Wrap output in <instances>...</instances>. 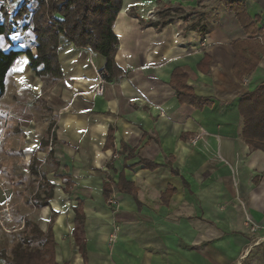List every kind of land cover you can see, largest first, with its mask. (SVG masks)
Returning a JSON list of instances; mask_svg holds the SVG:
<instances>
[{
	"label": "crops",
	"instance_id": "crops-1",
	"mask_svg": "<svg viewBox=\"0 0 264 264\" xmlns=\"http://www.w3.org/2000/svg\"><path fill=\"white\" fill-rule=\"evenodd\" d=\"M230 1L122 0L113 26L119 73L104 96L95 87L106 59L63 37L61 79L37 77L25 53L15 61L0 100V146L23 153L41 227L25 218L22 230L29 219L51 231L57 264H264V153L244 141L239 112L264 83V0H243L253 36ZM15 33L1 49H15ZM239 41L260 59L243 81ZM27 50L36 54L35 41L19 51ZM181 75L200 104L179 101ZM110 181L116 210L106 202Z\"/></svg>",
	"mask_w": 264,
	"mask_h": 264
},
{
	"label": "trees",
	"instance_id": "trees-1",
	"mask_svg": "<svg viewBox=\"0 0 264 264\" xmlns=\"http://www.w3.org/2000/svg\"><path fill=\"white\" fill-rule=\"evenodd\" d=\"M26 1V0H25ZM23 4L16 14L0 23V39L8 38L13 34L21 21L30 16V24L24 25V30H29L33 36L36 47L34 55L30 50L22 52L15 49L4 51L0 48V100L6 91V79L18 57L25 53L29 59L30 67L39 78L58 80L62 72L58 63L57 51L59 40L63 37L67 43H72L78 48L90 49L92 52L106 59V70L110 79L118 75L119 70L115 64V54L118 39L113 33V26L122 8V0H59L57 3L46 4L39 2L35 10ZM229 8L236 14L243 29L250 36L256 34V29L248 17L243 0H231ZM57 13L62 21L49 22L48 16ZM250 44L239 41L234 44L237 51L236 77L243 81L258 65L260 59L258 52L250 48L252 57L244 55V49ZM264 54V47L259 49ZM185 75L180 76L176 84L177 97L181 103L198 105L202 99L195 96L190 88L184 84ZM239 112L244 120L242 137L246 144L254 151L264 153V83L254 91L246 93L239 104ZM52 126L50 128L51 132ZM56 142L55 136L52 137ZM120 193V186H115ZM115 193L112 181L105 188L106 202ZM51 194L44 201H39L40 206L48 205ZM83 214L77 210V223L83 221ZM37 247L34 248L33 245ZM2 264H57L55 262V242L51 231L42 232L39 226L29 219L25 220L24 234L21 243H18L11 255L7 251H0Z\"/></svg>",
	"mask_w": 264,
	"mask_h": 264
},
{
	"label": "rangeland",
	"instance_id": "rangeland-1",
	"mask_svg": "<svg viewBox=\"0 0 264 264\" xmlns=\"http://www.w3.org/2000/svg\"><path fill=\"white\" fill-rule=\"evenodd\" d=\"M37 4L39 2H33L29 4V8L35 10ZM155 4H160V2L156 1ZM4 8V4L0 3V22L6 19L5 14L7 13ZM160 8V5L157 6L156 9L150 11V15L154 16ZM7 16L12 18L8 14ZM30 19V16H28L21 21L18 25L17 33L14 36L12 35L11 40L14 42L15 49L22 50L33 47V34L23 28L24 25L30 24ZM2 46L9 48L5 40L2 41ZM11 132L13 133L14 131L12 130ZM7 139H11L12 142L14 137ZM10 144L7 143L6 146H0V149H2V152H0V163L3 165L2 174H0V251L5 250L9 255H11L12 249L22 242L24 234L22 229L25 218H30L41 227L39 220L41 210H35L30 200L32 192L37 189L28 183L29 175L20 161L24 157L22 151L14 143ZM113 207L116 210L117 205ZM112 238L110 239L115 242L116 237ZM33 247L36 248L37 245L34 244Z\"/></svg>",
	"mask_w": 264,
	"mask_h": 264
},
{
	"label": "built area",
	"instance_id": "built-area-1",
	"mask_svg": "<svg viewBox=\"0 0 264 264\" xmlns=\"http://www.w3.org/2000/svg\"><path fill=\"white\" fill-rule=\"evenodd\" d=\"M44 2L47 4H51V3H57L59 2V0H0L1 4H4L5 6V11L6 13L13 17L16 12L19 10V8L23 5V4H31L33 2ZM49 22L53 23L55 21H62V17L59 16L57 13L52 12L49 16H48ZM96 76H97V84L95 87V94L97 96H104L105 94V89H106V85H107V78L109 77V73L106 69H103L101 71H96ZM54 132V130H53ZM54 137V135H51L50 138V144H49V150L53 151L54 146H55V142L54 139L52 138ZM202 135H198L195 136L191 139V143L195 146L197 145V143L200 141ZM117 200L115 199L114 194L110 197L108 204L113 207L117 205ZM247 226L250 228V225L247 224ZM255 227H251L250 232L251 233H255L256 232ZM113 239V238H112ZM110 239V242L112 243L113 240Z\"/></svg>",
	"mask_w": 264,
	"mask_h": 264
}]
</instances>
